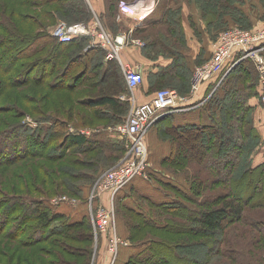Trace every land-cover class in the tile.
I'll return each instance as SVG.
<instances>
[{"label":"rangeland","instance_id":"1","mask_svg":"<svg viewBox=\"0 0 264 264\" xmlns=\"http://www.w3.org/2000/svg\"><path fill=\"white\" fill-rule=\"evenodd\" d=\"M35 1L37 3L42 0H32L34 4ZM159 2H161L159 13L163 17V22L157 28L149 29V33L152 31L158 34L151 39L152 42L157 40L159 44L158 40L162 37L163 45L154 48L156 52L153 58L156 59L181 56L178 54L181 51L193 53L190 48L193 43L202 55L201 65H205L210 61L213 46L224 31L241 30L247 34H254L264 29V0H160ZM29 4L25 3L24 8L21 0H0V134L4 132L9 134L2 136L5 141L0 143V200L6 201L9 198L27 206H33L31 201H43L40 206L37 205V209H45L53 215V226L62 227L68 222L85 221L84 227L88 230L73 234L67 232L64 236L46 237L45 240L34 243L33 239L28 238L29 232L25 231L26 227L34 228L33 217L29 210H12L11 215L14 220L6 230L0 231V264H112L114 257L109 246L112 234H116L119 239L128 243V246L119 247L116 264H126L129 258L140 253L148 254L145 251V243L150 240L165 245L164 249L167 250L161 260L166 261L167 258L172 264H176L177 260L182 264L183 262L203 264L205 258L206 261L211 260L210 264H264L261 260V256L264 255V205L257 204L264 191V173L261 174L263 181L258 189H249L246 181L240 186L242 197L247 198L243 207L244 219L228 222L223 232L212 236L188 233L185 229L192 228L195 224L182 219L180 211L174 215L175 211L165 213L151 205L179 201L184 207L181 212L189 209L195 211L203 206L198 203L203 201V204L212 203V200H218L220 196L230 193V188L234 186L236 175L238 176L242 168L238 170V166L235 165L234 175L227 174V180L224 181L225 175L213 169L209 160L206 163L190 160L189 153L192 149L188 145L183 147L189 157L184 166L165 163L166 157L172 152L174 141L170 129L178 126L179 123L206 124L208 113L212 114L214 105L208 104L209 107H201V105H207L211 100V93L207 92L204 96L205 101L194 110L169 115L171 120L166 118L163 121V117L149 126L143 142L148 151L146 172L148 175L144 173L137 177L112 198V186L107 183V173L120 168L131 157L129 154L131 147H128L127 139L117 131V128L126 124L132 106L137 101L132 104L128 100V110L125 116L119 119L108 115L102 110L104 108H99L100 112H97V109L80 102L86 96L87 98L90 95L98 96L91 91L88 84L90 81L98 82L100 90L106 84L102 80L86 77L88 84L73 80L68 87H61L59 84L55 85L53 77L56 74L53 75V70L49 68L52 67L51 64L45 65L46 72L50 75L45 80L42 79L40 73L42 59L48 57L50 49L41 48L38 51V47L45 46L46 37H52L54 29L60 23L76 24L83 21L74 20L70 23L68 18L73 19L76 15L65 16L63 13L58 15L56 22L48 13L42 12L43 8L34 6L30 8ZM51 6L57 8L59 5L55 3ZM57 11L60 13L58 9ZM84 18V22L87 21L86 17ZM96 24L99 25L98 22ZM11 31L17 34L13 39ZM258 55L264 59V50ZM246 60L248 61L246 65L254 68L253 71L256 70V73L252 74L253 82L256 81L252 92L256 91L257 96H254L256 94L253 96L259 98L260 107L255 108L251 105V112L244 114L243 119L246 120L244 130L247 134L249 129L255 128L260 140L259 138L258 141L250 140L251 143L244 148L242 156L243 158L246 156V164L251 162L250 165L254 168L264 163V95L261 89V75L256 63L250 58ZM240 62L242 61L233 66L234 69ZM30 65H33V68L28 72L27 66ZM186 71L188 70L184 65V72ZM38 73L40 76L37 75ZM244 73L234 70L231 74ZM223 75L224 72L219 80L224 78ZM120 88L118 90H121L120 92L127 90L125 88L123 91V88ZM162 89H174V87L162 86L157 91ZM190 92L191 87L188 92L185 91L181 95H189ZM236 100L235 111L242 113L241 99ZM189 113L194 114L189 117L187 116ZM179 116L189 118L178 119ZM18 125H23L22 129L37 136H41L40 132L43 137L56 133V139L50 140V146L48 143L47 148L38 147L36 142H33L35 144L32 148L33 154L13 161L11 154L14 151H18V154L30 153L26 148L27 139L20 137L22 134L11 136L12 129ZM230 128L232 126L222 132L231 139L230 134L233 132ZM74 132L85 134L93 144L85 149L72 144L68 136L73 135ZM230 144L222 150L227 151V148L232 146V143ZM59 151L62 152V156L56 157L60 155ZM224 155L216 156L224 158ZM6 161L13 162L4 163ZM67 161L68 163H65ZM73 163L75 165L71 173L77 178H70L71 174L67 178V172L62 170L63 166ZM63 179L67 182L62 188L55 189L56 181ZM166 183L180 187L185 194H189L190 198L175 195L166 187ZM57 190L59 193L55 192ZM40 192H44L47 197L41 196ZM227 198L230 199L229 196ZM127 209L154 218L165 228L160 229L151 223L145 224L141 218ZM101 210H105L110 217L105 233L97 227V216ZM26 212L28 219L24 223L21 219ZM250 220H255L260 225H253V221ZM18 224L23 227L17 232L15 226ZM37 238L39 240L41 237L37 236ZM219 247L224 248L225 255H213Z\"/></svg>","mask_w":264,"mask_h":264},{"label":"trees","instance_id":"2","mask_svg":"<svg viewBox=\"0 0 264 264\" xmlns=\"http://www.w3.org/2000/svg\"><path fill=\"white\" fill-rule=\"evenodd\" d=\"M79 0H42L40 2L35 1V4L32 2V0H21V5L25 8V3H30L31 6H34L36 8H43V13L46 12L49 14L51 19L56 21V15H61L64 12L66 15H69V12L61 5L62 3H74L78 2ZM58 3V7L55 6L52 7V4ZM60 3V4H59ZM57 9L60 11L58 13ZM111 10L113 11V2L111 0ZM238 11L242 12L241 10L237 9ZM72 12V11H71ZM74 13V12H72ZM244 13V12H242ZM68 19H71L68 18ZM72 21L70 20V23ZM44 25V23H43ZM12 32V31H11ZM13 34V32H12ZM17 34L14 33L12 36V39L16 37ZM46 42L44 43L45 46H39L38 51L41 50V48L44 49H50V52H48V57H43L42 59V67H41V78L46 79L47 76L50 75L49 72H46V66L48 64H51L52 67H49L53 70V80L55 81V85L59 84L61 87H68L71 82H78L85 83L88 81V79L94 80L97 78V80H102L103 82H106L104 87L102 86L99 90V84L95 81H90L88 86L90 87L91 91L94 94H98V96L90 95L89 98L80 100L81 103L88 104L90 108L97 109V112H100L99 108L103 111L107 112L108 115L115 117V118H123L125 116V113L127 112V107L129 106L127 102H122L117 99L119 94L123 93L118 91L120 87L123 88V91L125 90V84L126 82L122 73L121 67H119V64L117 61H112L109 63H105L104 58L106 52L103 50L96 51L93 53H87V54H81L78 56H72L74 54L73 52L66 53V58L69 57V60L64 62L63 64L60 61L57 60V58L60 56V53L64 50L61 45L69 46L74 43L73 40L70 43L66 44H60L56 39L49 36L46 37ZM50 44V45H49ZM264 45V43H263ZM47 46V47H46ZM64 46V47H66ZM84 45L79 44L75 49L78 51L83 50ZM68 50V49H67ZM66 51V50H65ZM63 51V54L64 52ZM72 56V57H71ZM212 56V54H211ZM198 64H203L201 57L202 55L199 54L198 56ZM239 57V55H236V59ZM247 60H243L239 64L236 65V68L234 67L232 69H224L215 76H213L209 81V87L207 91H205V94L208 92L211 93V100L205 104L201 105V107H205L209 105H214L212 114L208 113V119L207 123H185V124H177L178 126H173L170 129V134L174 137L173 145H172V152L170 156L166 157L165 163L167 164H177L181 166H184L185 163H187L186 159L189 158L187 153L184 152L183 147L189 146L192 150L190 151V160H198L201 163H206L209 160L210 166L217 170L219 174L225 175L223 178L224 181L227 180L226 176L234 175L235 171V165L238 168H240L241 171L236 175L237 179L234 180V186L231 187L230 193L228 192L225 196H220L215 200H212V203L203 204V202L198 203L202 204L203 206L199 208V210H183L184 207H182V202L176 201L175 203H169L166 202L163 204H151L153 205L157 210L163 211L165 213H168L170 211H175L174 215L179 214L181 215L182 219H187L188 221L195 224L192 228L185 229L190 234L195 235H211L216 233H221L224 231V228L228 222H234L236 220H243L244 216V205L246 199L242 197V190L240 186L243 182H247V185L249 186V189L253 188L254 190L258 189L259 186L262 183V176L261 174L264 173V163L260 164L257 167H251V162L247 165L246 164V156L243 158V152L244 148L247 147V145L251 142L250 140H257L258 138L260 140V135L256 131L255 128H251L248 130L247 134L245 129L246 126V120L243 119L244 114L251 112L252 106L250 104V99L254 96H257L256 91L252 92V87L254 83L256 84V81L253 82L254 79H252V74L256 73V70L253 71V69L246 65ZM248 62V61H247ZM250 63H248L249 65ZM90 66H93L92 68V75L90 77L85 75V71L89 69ZM247 66V67H246ZM28 72H31L30 70L33 68V65H30ZM83 69L80 73L74 74L77 70ZM50 70V69H49ZM51 70V71H52ZM226 70V71H225ZM234 70L243 71L245 72L243 75H233L231 74ZM224 72V78L222 79L221 83L217 87L218 83L220 82L219 77ZM40 73L37 75L40 76ZM186 72H183V75L185 76ZM72 75V76H71ZM99 76V78H98ZM86 77L88 79H86ZM255 78V75H254ZM72 80V81H71ZM179 87V86H178ZM256 88V87H255ZM121 89V88H120ZM190 89V79L188 88L186 89V92ZM125 92V91H124ZM185 91H180L179 93H184ZM214 92V93H213ZM204 94V96H205ZM208 94V95H209ZM220 94H223L220 96ZM256 94V95H254ZM183 95V94H182ZM254 95V96H253ZM233 97V98H230ZM236 99H241V110L242 113H237L235 111V104L237 102ZM201 102L205 101V97L200 100ZM198 101L199 103H201ZM230 102H232L230 104ZM243 103V104H242ZM194 104H198L195 103ZM209 107V106H208ZM217 107V108H216ZM198 109V108H197ZM212 109V108H211ZM194 110V109H193ZM171 116L173 114H170ZM167 116V117H166ZM163 118V121L167 118L170 119L169 115H166ZM175 116V115H174ZM202 117V116H201ZM205 119L204 117H202ZM171 120V119H170ZM162 121V122H163ZM199 123V122H198ZM249 124V121H248ZM230 130L233 132L230 134L231 139L225 135L222 131L228 127H231ZM23 125H18L16 128L12 129V135L14 134H22L20 137H24L27 139V150H30V153H19L18 151H14L12 160H18L22 157H25L29 154H33L32 148L35 147V144L38 145V147L41 148H47L49 141H53V139H56V133L46 135L45 137L42 136V133L40 132L41 136L33 135L31 133L26 132ZM21 130L23 133H21ZM40 130V129H39ZM8 132H4L0 134V143L4 142L5 140L2 138V136H8ZM17 138V137H16ZM35 138V141H34ZM21 139V138H17ZM32 140V141H31ZM68 140L76 145L79 148L85 149L88 146H91L93 143L87 138V136L83 133L74 132L73 135L68 136ZM233 140V141H232ZM232 141V142H231ZM20 142V141H19ZM33 142L35 144H33ZM232 143V146L230 148H227V151H223V147H227L228 144ZM5 145V144H4ZM231 145V144H230ZM228 145V146H230ZM50 146V143H49ZM121 148V147H120ZM119 148V149H120ZM52 149V147H51ZM187 151V150H186ZM60 155H57L56 157H61L62 152L59 151ZM223 157H217L216 155H223ZM204 159V160H203ZM212 160V162H211ZM11 161V162H13ZM203 161V162H202ZM11 162L6 161L4 163L10 164ZM220 162V163H219ZM65 163H68L65 162ZM200 164V163H199ZM72 165V166H71ZM75 165L73 164H64L63 169L66 173V176L68 178V175L71 174L70 178H74L75 176L72 171V167ZM79 165V164H78ZM70 170V171H69ZM147 172V169L145 173ZM147 174V173H146ZM148 175V174H147ZM260 175V176H259ZM67 182L65 179L60 180L59 182L56 181L55 189H58L59 187L62 188L63 184ZM166 187L172 191L177 196H183L186 199H189V194H185L183 190L174 185L173 183H166ZM192 189V188H191ZM52 192V191H51ZM56 193H59L58 190L55 191ZM44 192H40L41 196L47 197L46 194H43ZM55 194V193H54ZM230 197L228 199L227 197ZM5 198V197H4ZM47 199V198H45ZM260 200L257 202L259 205H264V191L261 193ZM31 201V200H30ZM43 201H37L33 202L31 201V204L33 206H27L22 203H16L13 199H9L5 201V199L0 200V210L2 212L0 213V231L6 230V228L10 225V222L14 220V218L11 215V211H16L17 209H20V211H26L33 217V227H26L27 232H29L28 238L33 239L34 243L38 242L40 240H45V238L53 237V236H64L67 232L69 233H79L80 231L88 230V228L84 227L86 222L81 221L79 223L77 222H68L65 223L62 227L59 225H52L54 222L53 215L48 212L47 210H43L37 207L42 204ZM38 205V206H37ZM186 208V207H185ZM129 212L135 214L139 218H141L145 224L151 223L157 226L160 229H164L165 226H163L161 223H159L156 219L147 217L145 214L138 212L133 209H127ZM173 214V213H172ZM191 214V215H190ZM172 215V216H174ZM189 215V216H187ZM23 217V216H22ZM175 217V216H174ZM18 218V217H17ZM27 218V212L25 213V216L21 219L25 223ZM181 219V218H180ZM253 221V220H250ZM253 225L257 226L260 225L259 222L253 221ZM22 225L18 224L15 226V230L18 232L22 230ZM85 228V229H84ZM34 229V230H33ZM24 230V229H23ZM31 230L33 232L31 233ZM90 231L91 228H89ZM40 234V235H39ZM44 235V237H42ZM37 236L41 237L39 240ZM264 238V236H263ZM127 243V242H126ZM154 244V245H153ZM146 249L145 251L148 252V254L143 255L142 253L137 254L135 256H132L128 259L126 264H164L169 263L172 264L167 258H165L166 261H163L165 256L164 249L165 245L159 244V242L156 241H148L145 243ZM128 246L122 245L121 247ZM163 247V250H162ZM176 250V249H175ZM258 252L259 249H257ZM120 252V249L118 253ZM177 254V253H176ZM213 255H225L224 248L219 247L215 251ZM119 256V254H118ZM159 259V260H158ZM118 260V257L116 258V261L114 264H116ZM261 260L264 262V255L261 256ZM210 259L205 262L203 261V264H210ZM180 260H177L176 264H182L179 263ZM198 263V262H197ZM196 262H183V264H197ZM200 264V263H199Z\"/></svg>","mask_w":264,"mask_h":264},{"label":"built area","instance_id":"3","mask_svg":"<svg viewBox=\"0 0 264 264\" xmlns=\"http://www.w3.org/2000/svg\"><path fill=\"white\" fill-rule=\"evenodd\" d=\"M139 2L140 0H136ZM137 2H129L121 0L119 2V11L126 14L137 21H144L147 16L153 13V9L139 12L137 10ZM90 31L86 23L66 24L60 23L53 31L52 37L60 44L72 42L80 35H86ZM105 39L110 42L108 37ZM116 47L113 52L109 53L108 58L116 59L120 63L128 88L133 93L144 81L143 75L139 67H134L129 63L122 61L120 50L124 43V38L117 37ZM264 29L259 30L254 34H247L241 30L224 31L220 35L219 41L213 46L212 56L209 62L205 65L198 66L194 69L191 76L189 95H181L174 89H162L157 91L154 96L147 102L135 104L132 106L131 113L126 119V124L119 126L117 129L128 141L131 157L118 169L112 173H107L106 180L112 186V198L126 188L134 179L142 176L147 167V149L144 146V134L150 125L160 120L166 115L176 114L190 111L199 105L194 104L199 90L203 84L209 81L213 76L224 69H231L239 62L246 59H252L261 75V89L264 95V59L258 54L264 50ZM260 45V46H259ZM112 48L113 45L111 44ZM239 57L236 59V55ZM110 191V187H108ZM110 191V192H111ZM109 215L105 210L98 212L97 227L102 233H105ZM110 250L113 253V263L116 261L119 247L127 245V243L118 238L116 234H112Z\"/></svg>","mask_w":264,"mask_h":264},{"label":"crops","instance_id":"4","mask_svg":"<svg viewBox=\"0 0 264 264\" xmlns=\"http://www.w3.org/2000/svg\"><path fill=\"white\" fill-rule=\"evenodd\" d=\"M128 1L132 3L137 2L136 0ZM159 1L160 0H140L139 2H137V10L139 12H143L146 8H152L154 10L153 13L144 21H137L132 17L121 13L118 7L120 2L119 0H112L113 11L111 10V0H79L78 2L74 3H62L61 5L69 12V15H76L75 18L68 19V21L81 20L83 21V23H86L89 26L90 31L86 35H80L79 37L75 38V42H72V44L69 46L61 45L64 49L63 51H66L64 52V54L62 51L57 60H59L60 63L68 61L69 57L66 58L65 55L68 52H73L74 54H72V56L75 57L87 53H92L93 55L94 52L103 50L106 52L104 58L105 63L117 61L119 67H121L118 60L108 58L109 53H112L114 47H116V38L120 37L124 38L123 46L121 47V50L119 52L121 54L120 57L122 61H124L125 63H129L134 67H139L144 81L132 93L128 88L127 82L125 80V88L127 89L125 91L129 92H123L119 94V96L117 97L118 100L122 102H128L129 100L130 102H132V104L135 100L139 104L147 102L162 86L170 87L172 85V87H174V90L178 92L186 91V89L188 88L190 76L192 75L194 68L199 66L198 56L200 54V50H197V46H193L192 43V46H190V48H192L193 53L181 51L180 53H178L181 54V56H170L168 58L160 57L158 59L153 58L156 52V49L154 48H157L162 44V37H160V40H158L159 44L157 40H155V42H152L151 40L153 37L158 36L157 32L153 33L151 31L152 33H149V29L152 30L154 28H157L161 25L160 23L163 22V17L161 16V13H159L161 3ZM71 11L74 13H72ZM64 14L66 13L64 12ZM83 16L86 17L87 21L84 22L85 18ZM57 21L58 15H56V22ZM96 22H98L99 25H97ZM105 37H108L110 42H108ZM141 42L143 44H140ZM80 43L83 44L84 47L83 50L77 52V49H75V47H77ZM111 44L113 45V48ZM184 65L185 69L188 70L186 71L185 76L183 75ZM92 68L93 66H90L89 69L85 71L86 76L89 75L90 77L92 75ZM82 70L83 69H79L74 74H78ZM208 87L209 82H205L199 90V93L195 99V103H199L198 101L202 100ZM259 103L260 100L258 97H252L250 99V104L255 108L260 107ZM193 114L194 113H189L187 116L190 117L193 116ZM189 117L179 116L178 119Z\"/></svg>","mask_w":264,"mask_h":264},{"label":"bare ground","instance_id":"5","mask_svg":"<svg viewBox=\"0 0 264 264\" xmlns=\"http://www.w3.org/2000/svg\"><path fill=\"white\" fill-rule=\"evenodd\" d=\"M149 16H147L146 18H144L145 20L148 18Z\"/></svg>","mask_w":264,"mask_h":264}]
</instances>
